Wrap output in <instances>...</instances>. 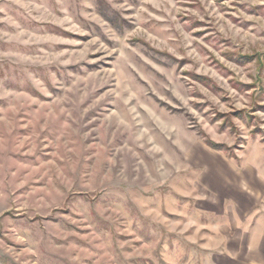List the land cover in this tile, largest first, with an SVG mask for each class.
<instances>
[{
    "label": "rangeland",
    "instance_id": "obj_1",
    "mask_svg": "<svg viewBox=\"0 0 264 264\" xmlns=\"http://www.w3.org/2000/svg\"><path fill=\"white\" fill-rule=\"evenodd\" d=\"M260 214L264 0H0V264H264Z\"/></svg>",
    "mask_w": 264,
    "mask_h": 264
},
{
    "label": "crops",
    "instance_id": "obj_2",
    "mask_svg": "<svg viewBox=\"0 0 264 264\" xmlns=\"http://www.w3.org/2000/svg\"><path fill=\"white\" fill-rule=\"evenodd\" d=\"M244 222L247 229L244 230L243 235L247 237V243H241L240 248H244L247 255H263L255 258V260L264 263V215L248 216Z\"/></svg>",
    "mask_w": 264,
    "mask_h": 264
}]
</instances>
